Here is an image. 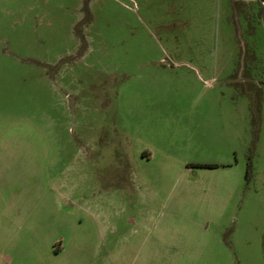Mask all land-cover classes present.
I'll use <instances>...</instances> for the list:
<instances>
[{"label": "rangeland", "instance_id": "1", "mask_svg": "<svg viewBox=\"0 0 264 264\" xmlns=\"http://www.w3.org/2000/svg\"><path fill=\"white\" fill-rule=\"evenodd\" d=\"M259 12L257 0H0L11 264H264Z\"/></svg>", "mask_w": 264, "mask_h": 264}, {"label": "crops", "instance_id": "2", "mask_svg": "<svg viewBox=\"0 0 264 264\" xmlns=\"http://www.w3.org/2000/svg\"><path fill=\"white\" fill-rule=\"evenodd\" d=\"M75 241V240H74ZM72 247H75V244H70ZM70 246V247H71ZM67 248L66 246L64 245L61 249H58L57 251H55V254L56 256H61V254H63L64 251H66ZM4 257L5 260H6V264H11V259H12V256H8L7 254L3 253L2 251H0V257ZM71 261V262H70ZM14 264H21L20 262L16 261ZM51 264H54V263H51ZM57 264H81L80 262H76L75 260H69V259H64L62 260L61 263H57Z\"/></svg>", "mask_w": 264, "mask_h": 264}, {"label": "trees", "instance_id": "3", "mask_svg": "<svg viewBox=\"0 0 264 264\" xmlns=\"http://www.w3.org/2000/svg\"><path fill=\"white\" fill-rule=\"evenodd\" d=\"M257 1H258L259 4H260V12H259V13H261V11H263V9H264V5H263L264 0H257Z\"/></svg>", "mask_w": 264, "mask_h": 264}, {"label": "water", "instance_id": "4", "mask_svg": "<svg viewBox=\"0 0 264 264\" xmlns=\"http://www.w3.org/2000/svg\"><path fill=\"white\" fill-rule=\"evenodd\" d=\"M263 5H264V3H263ZM262 20H263V23H264V9L262 11Z\"/></svg>", "mask_w": 264, "mask_h": 264}]
</instances>
